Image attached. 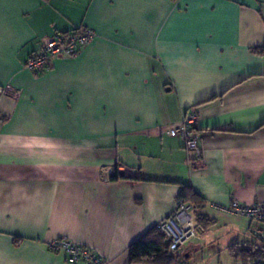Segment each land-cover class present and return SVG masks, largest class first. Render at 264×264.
Wrapping results in <instances>:
<instances>
[{
    "label": "crops",
    "instance_id": "crops-1",
    "mask_svg": "<svg viewBox=\"0 0 264 264\" xmlns=\"http://www.w3.org/2000/svg\"><path fill=\"white\" fill-rule=\"evenodd\" d=\"M76 28L95 36L75 56L24 66ZM7 85L0 264H72L49 249L62 237L106 264H148L130 263L128 247L175 210L184 185L202 202L179 264L264 247L254 222L224 209L264 203V0H0ZM191 111L199 158L167 132Z\"/></svg>",
    "mask_w": 264,
    "mask_h": 264
},
{
    "label": "built area",
    "instance_id": "built-area-1",
    "mask_svg": "<svg viewBox=\"0 0 264 264\" xmlns=\"http://www.w3.org/2000/svg\"><path fill=\"white\" fill-rule=\"evenodd\" d=\"M95 33L88 28L71 29L65 32H55L44 40L41 46L26 59L24 66L32 71H44L49 60L53 57H72L85 46ZM12 91L10 85L0 87V93L7 94ZM197 114L194 111L184 114L179 123L171 127L167 132L174 137H179L186 151L192 157L199 158L201 147L198 135L195 131ZM224 209L235 216L243 217L257 225L256 236L264 241V203L256 202L252 205L233 200ZM192 206L181 200L177 201L175 210L156 226L164 234L169 242V250L172 253L178 251L191 239L197 238ZM49 249L54 252H62L68 263L76 264H106V260L95 251L78 245L66 237L55 239L49 243Z\"/></svg>",
    "mask_w": 264,
    "mask_h": 264
},
{
    "label": "trees",
    "instance_id": "trees-1",
    "mask_svg": "<svg viewBox=\"0 0 264 264\" xmlns=\"http://www.w3.org/2000/svg\"><path fill=\"white\" fill-rule=\"evenodd\" d=\"M119 178L117 174L111 175L110 179ZM178 200L190 204L192 209L200 208L202 199L197 196L190 187L184 185L179 193ZM202 215L196 214L201 220ZM229 256L233 260L248 261L249 264H262L264 262V247L254 245L231 244L228 246ZM130 263L148 264H179L183 259L169 250V242L164 234L155 226L143 236L136 239L128 247Z\"/></svg>",
    "mask_w": 264,
    "mask_h": 264
},
{
    "label": "rangeland",
    "instance_id": "rangeland-1",
    "mask_svg": "<svg viewBox=\"0 0 264 264\" xmlns=\"http://www.w3.org/2000/svg\"><path fill=\"white\" fill-rule=\"evenodd\" d=\"M211 239L214 241V237H211ZM211 239H208L207 241H208V243H212V241H211ZM259 241H261L260 239H258ZM213 245L215 246V250H213V251H211L210 252V255H215L216 256V249H217V247L219 248V247H221V244H219V245H217V242L216 241H214L213 242ZM227 253V252H226ZM208 254V252L206 251L205 252V255H207ZM235 261V262H234ZM234 261H232V262H230V263H228V264H244V261H242V260H240V259H237V260H234ZM247 264H249V262L248 261H245ZM205 264H224L222 261H221V263H217L216 262V260L215 261H211V260H208V259H206V257H205Z\"/></svg>",
    "mask_w": 264,
    "mask_h": 264
}]
</instances>
